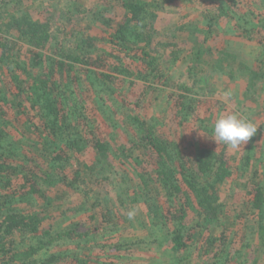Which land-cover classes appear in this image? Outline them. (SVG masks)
I'll return each mask as SVG.
<instances>
[{"label": "trees", "instance_id": "trees-1", "mask_svg": "<svg viewBox=\"0 0 264 264\" xmlns=\"http://www.w3.org/2000/svg\"><path fill=\"white\" fill-rule=\"evenodd\" d=\"M172 1L103 0L94 10L84 0H73L63 18L83 20L84 14H80L89 10L99 18L93 22L105 33L103 41L99 43L98 37L85 28L73 27L72 40L63 46L56 43L48 54L45 50L53 35L50 20L33 18L25 0H0V264H58L61 260H68L67 264L92 263L88 261L92 255L82 253L86 258H70L71 250L61 247L91 236L82 222L44 227L49 215L43 208L53 200L48 193L55 186L77 193L83 200L80 210L99 223L117 225L120 215L114 197L102 194L98 185L117 173L111 159L114 151L111 143L98 135L97 115L85 107L79 95L80 82H86L82 89L105 108L108 100L127 102V97L116 94L123 92L121 87L128 76L146 83L159 76V82H165L169 79L165 77L167 65L185 64L194 83L188 86L185 80L176 93H171L173 109L182 119L197 111L198 92L215 90L225 76L234 79L239 74L243 79L244 88L239 93L242 103L264 93V22L255 25L249 19L239 20L238 0H210L212 7L203 10L201 20L167 26L163 33L158 19ZM115 7L121 8L117 18L106 15ZM224 16L234 20L248 39L254 32L260 35L258 53L243 51L225 38L235 29L230 26L226 30L221 20ZM159 34L162 37L157 41ZM213 34L224 38L223 45L210 41ZM21 44L26 45L27 53H23ZM161 49L169 50L168 55ZM240 95L235 94L237 101ZM260 106L264 113V99ZM12 110L21 115L20 123L11 118ZM124 114L129 146L116 143L121 157L116 156L129 165L141 183V189H134L135 196H140L150 214L172 226L166 237L172 254L185 253L194 238L186 221L193 200L196 215L204 221L200 226L216 222L222 227L219 237H206V243L216 249L211 263H221L230 227L219 186L235 173L259 177L250 183L245 203L264 216V173L259 175L264 172V154L256 158L255 167L251 164L255 141L264 139V126L258 127L243 146L242 161L235 166L225 144L216 148L196 143L186 156L181 145L162 130L156 116L144 119L135 112ZM241 117L251 121L249 116ZM212 129L208 128L211 134ZM132 187L129 184V188L113 189L123 201L125 194L131 197ZM137 197L133 200H139ZM259 239L264 244V222ZM19 243L27 244L20 247ZM127 243L110 245L120 249ZM111 257L112 261L118 255Z\"/></svg>", "mask_w": 264, "mask_h": 264}, {"label": "rangeland", "instance_id": "rangeland-1", "mask_svg": "<svg viewBox=\"0 0 264 264\" xmlns=\"http://www.w3.org/2000/svg\"><path fill=\"white\" fill-rule=\"evenodd\" d=\"M86 6L92 9H97L103 0H84ZM73 0H25L24 4L28 5L33 18L49 19L53 27L52 40L49 42L46 52L52 53V49L56 43L60 46L67 44V41L72 40V32L74 28H85L91 34L98 37V42L103 41L101 36L105 33L102 28L98 27L93 21L99 18L93 15L92 12L86 10L84 19L74 18L75 20L68 21L63 18V14L69 12L70 4ZM100 2V3H99ZM239 12L237 18L243 22L249 19L251 24L260 25L264 22V0H238ZM210 0H173L169 2L165 9L160 12L158 19V27L160 32L164 33V28L167 26H178L183 22H188L189 19L199 20L204 9L211 8ZM121 8L115 7L106 15L117 18ZM93 16V17H92ZM91 19H93L91 21ZM201 20V18H200ZM222 24L228 28L231 26L235 30L229 31L225 38L230 40L233 46L241 48L243 51H248L252 54L259 52L260 47L258 39L260 35L256 32L252 34V39L245 37L246 35L239 30L237 25H234L229 16H224ZM239 22V23H242ZM93 25V26H91ZM89 26H91L89 28ZM74 27V28H73ZM162 34L157 35V41L161 40ZM223 37L218 34H213L210 38L216 46L223 45ZM156 41V40H155ZM100 43V42H99ZM23 53H27L26 45L21 44ZM161 52H164L161 49ZM164 53L168 55L169 50ZM250 53V54H251ZM78 74L83 77L82 71L77 68ZM166 81L159 82V76L152 78L146 83L137 76H128L127 82L122 84V93H117L118 97H127V102L122 103L121 100L105 102L104 107H100L92 97L82 89L86 82H80L79 95L84 101V105L88 112L96 113L98 121V135L102 136L111 143L113 148L112 161L115 163L117 173H113V177L107 182H103L99 191L102 194H110L114 197L116 209L119 210L120 218L117 225H109L99 223L98 220L92 218L90 213L80 210L83 206L82 198L74 193L70 188L63 186H55L49 191V195L53 197L51 203L43 208V211L48 213L49 219L44 223V227L55 223V225L65 226L72 221H80L84 228L91 231V236L84 241H75L63 244L62 249L69 248L70 258L76 255L88 254L91 264H105L114 261L118 264H212L214 261V252L216 249L206 243V237L213 235L219 237L222 232V227L216 222H207L205 227L200 226L204 223L197 215V206L194 201L191 203V209L186 218L187 227L193 233V240L190 246L181 252L180 255L172 254L169 243L166 240L167 232L172 226L167 223L165 225L160 216H154L147 210V206L141 200L140 196H135L134 189H141V183L130 170L129 165L122 162L120 152L116 149V143H123L129 146L128 136L125 132L124 113L135 112L144 119L156 116L162 123V130L171 138L181 145L183 153L187 156L194 144H208L219 148L221 143L212 140V134L208 128H213L215 119L221 115L238 113L240 116L245 115L259 127L264 126V113L261 109V102L264 99V93L257 94L251 101L241 102L242 96L239 94L240 89L244 88V81L238 74L236 77H223L220 83H217V88L211 92L200 93L198 108L195 113H192L187 119H182L173 109L174 100L171 93L178 90V86L183 81H187L190 86L194 83L190 79L186 70V65L177 63L173 67L164 68ZM163 77V79L165 78ZM218 78H215L217 80ZM214 83V82H213ZM195 89V88H194ZM85 90L86 87H85ZM120 90V89H119ZM238 93L241 97L236 100L235 94ZM260 103V104H259ZM119 111L123 113L118 114ZM262 111V112H260ZM11 118L15 121L22 120L21 115L16 111H11ZM20 123V122H19ZM16 127H19L17 124ZM196 129V131H194ZM207 129V130H206ZM228 147V155L230 162L235 166L242 161L244 152L243 146L233 149ZM264 154V139L259 138L255 141L253 159L251 164L254 166L256 158H262ZM39 162H43L42 156L36 155ZM255 167V166H254ZM253 167V169H254ZM264 172H260V176ZM117 174V175H115ZM235 173L227 181L220 186V195L223 204L226 207L229 216V230L227 231V247L223 261L219 264H264V244L259 239L260 225L264 222V216L257 210H251L247 207L248 199L247 190L254 180L260 179L254 177L252 173ZM122 181V182H118ZM124 182V183H123ZM251 183V184H250ZM131 188V197L124 196L121 201L116 196L113 186H122V189ZM250 185V186H249ZM139 200H133V198ZM165 201V199H163ZM162 200V205L164 204ZM125 201V202H124ZM43 204V201L40 200ZM125 204H124V203ZM81 212V213H80ZM133 212L134 215L129 219L128 213ZM52 216L54 218H52ZM57 217V218H56ZM167 226V227H166ZM205 237L202 238V234ZM117 241L128 242L126 246L116 249V246L110 245ZM27 243H19L20 247H24ZM112 255H118L111 261ZM93 257V259H92ZM81 258H86L84 255ZM222 258V257H221ZM207 259V260H206ZM216 259V257H215ZM230 259V261H228ZM89 261V262H90ZM95 261V262H93ZM68 260H61L58 264H67ZM57 264V263H53Z\"/></svg>", "mask_w": 264, "mask_h": 264}, {"label": "clouds", "instance_id": "clouds-1", "mask_svg": "<svg viewBox=\"0 0 264 264\" xmlns=\"http://www.w3.org/2000/svg\"><path fill=\"white\" fill-rule=\"evenodd\" d=\"M258 127L238 113L221 114L215 119L212 140L236 149L244 146L257 133ZM133 215V212H129V219Z\"/></svg>", "mask_w": 264, "mask_h": 264}]
</instances>
